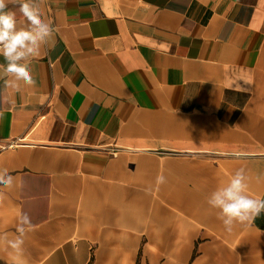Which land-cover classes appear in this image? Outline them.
Returning <instances> with one entry per match:
<instances>
[{
	"label": "crops",
	"instance_id": "crops-1",
	"mask_svg": "<svg viewBox=\"0 0 264 264\" xmlns=\"http://www.w3.org/2000/svg\"><path fill=\"white\" fill-rule=\"evenodd\" d=\"M38 2L35 87L0 80V238L32 228L0 264H264V213L207 204L239 168L264 198V0Z\"/></svg>",
	"mask_w": 264,
	"mask_h": 264
},
{
	"label": "clouds",
	"instance_id": "clouds-1",
	"mask_svg": "<svg viewBox=\"0 0 264 264\" xmlns=\"http://www.w3.org/2000/svg\"><path fill=\"white\" fill-rule=\"evenodd\" d=\"M8 3L19 5L20 19L15 11L8 9ZM41 17L38 0H0V56L5 61L0 64V80L4 81L5 88L21 92L24 87H35L36 81L31 74L32 59L38 58L42 46L52 42L54 37L53 27ZM14 179L7 168H0L2 188L12 189ZM247 181L246 170L239 168L226 184L218 186L207 198L208 206L217 210V218L227 232H231L234 225L251 222L264 213V198L250 196ZM165 182L162 174L157 176V184ZM31 228L29 215L22 213L17 227L19 235L11 240L0 239H5L7 247L19 257L23 253V238Z\"/></svg>",
	"mask_w": 264,
	"mask_h": 264
},
{
	"label": "built area",
	"instance_id": "built-area-1",
	"mask_svg": "<svg viewBox=\"0 0 264 264\" xmlns=\"http://www.w3.org/2000/svg\"><path fill=\"white\" fill-rule=\"evenodd\" d=\"M14 144H16V142H15V141H13V142L9 143L8 145H9V146H13Z\"/></svg>",
	"mask_w": 264,
	"mask_h": 264
}]
</instances>
